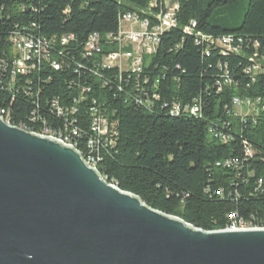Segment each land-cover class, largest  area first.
<instances>
[{"label": "trees", "instance_id": "16d2710c", "mask_svg": "<svg viewBox=\"0 0 264 264\" xmlns=\"http://www.w3.org/2000/svg\"><path fill=\"white\" fill-rule=\"evenodd\" d=\"M153 1L0 0V108L14 125L45 126L83 155L92 150L102 177L153 209L204 231L236 220L264 227V71L244 72L264 65V0H168L175 26L159 35L139 73L95 66L116 50L106 37L119 16L153 23L165 0ZM92 33L100 53L83 57ZM200 35L230 36L237 52L222 54L196 42ZM18 36L49 42L40 69L12 74ZM235 97L259 99L256 111L235 113ZM194 105L198 115L189 112ZM94 114L106 122L103 135L92 130Z\"/></svg>", "mask_w": 264, "mask_h": 264}, {"label": "water", "instance_id": "95a60500", "mask_svg": "<svg viewBox=\"0 0 264 264\" xmlns=\"http://www.w3.org/2000/svg\"><path fill=\"white\" fill-rule=\"evenodd\" d=\"M0 264H264V228L194 227L0 118Z\"/></svg>", "mask_w": 264, "mask_h": 264}, {"label": "built area", "instance_id": "2783aa9c", "mask_svg": "<svg viewBox=\"0 0 264 264\" xmlns=\"http://www.w3.org/2000/svg\"><path fill=\"white\" fill-rule=\"evenodd\" d=\"M154 7L157 4V1L154 0L151 3ZM176 6L170 5L168 0H165L164 5L159 8L158 13L153 15L154 22L151 23L148 18H141L138 14L134 12H125L122 13L118 18V30L115 35H108L106 37L109 44L115 46L114 51H109L95 66L99 65L104 68H116L118 72L127 74V73H139L142 66L143 56L149 55L155 50V45L157 44L159 35L171 27L175 26L174 20V10ZM190 26L184 27L183 31L186 33H191L192 26L195 23L190 22ZM61 42L65 43L69 39H72V35L61 36ZM206 42L210 45H216L220 48L222 54H228L231 52H237V47L233 45L234 39L230 36H223L219 38H213L209 35H200L196 42ZM14 52L16 54L13 60V71L12 74L20 73L24 74L34 69H40L43 61L49 59V42L47 40L35 37H14ZM101 46V37L97 33H92L88 36L87 41L84 45V54L83 57H88L90 55H98L100 53ZM253 61V59H250ZM50 66L53 69H58L59 65L55 61L50 62ZM258 71H264V65L260 63H252L246 66L244 72L246 74L255 73ZM232 103L235 107H239L241 110L244 109V113L248 114L253 111H256L255 105L259 103V99L251 101L250 99H240L233 98ZM57 112L63 115L62 110L57 109ZM69 112H75V108L70 109ZM179 108L174 106L171 113L177 114ZM189 112L193 115L199 114V107L194 105L189 109ZM31 118L34 120L37 118V112L32 111L30 113ZM0 118L3 122L8 125L16 126L19 129L24 131L39 135L45 136L51 139H54L60 142L63 145H67L75 149V144L69 140L68 136L62 135L61 133H56L51 131L47 127L43 126L37 130L33 128H28L25 125H14L10 123L9 114L6 110L0 108ZM92 130L97 134H105L107 132V125L105 120L101 117H97L94 114L92 121ZM77 129L71 128V135H77ZM223 138V137H222ZM224 139V138H223ZM90 150L87 154L83 155L78 151L84 163L93 169H96V162L98 161L97 157H94ZM233 162H237L234 160ZM226 163H229L228 161ZM97 170V169H96ZM98 171V170H97ZM104 178V177H103ZM105 179V178H104ZM252 228H264L263 226H256L253 224L246 223L242 220L232 221L231 224L226 229L236 230V229H252Z\"/></svg>", "mask_w": 264, "mask_h": 264}, {"label": "rangeland", "instance_id": "374dc122", "mask_svg": "<svg viewBox=\"0 0 264 264\" xmlns=\"http://www.w3.org/2000/svg\"><path fill=\"white\" fill-rule=\"evenodd\" d=\"M234 112L239 114V113H241V112H244V109L241 110L239 107H235V108H234Z\"/></svg>", "mask_w": 264, "mask_h": 264}]
</instances>
